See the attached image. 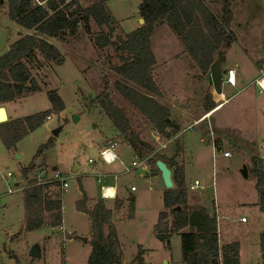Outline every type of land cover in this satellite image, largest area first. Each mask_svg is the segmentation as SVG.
I'll list each match as a JSON object with an SVG mask.
<instances>
[{
	"label": "rangeland",
	"instance_id": "obj_1",
	"mask_svg": "<svg viewBox=\"0 0 264 264\" xmlns=\"http://www.w3.org/2000/svg\"><path fill=\"white\" fill-rule=\"evenodd\" d=\"M141 2H107V8L116 17L117 35L125 36L144 25L139 18ZM215 3L211 8L220 13L219 0ZM232 11L234 36L230 46L223 49L227 57L223 67L238 65L242 82L236 88L224 82L223 91L228 99L214 117L211 115L215 110L206 114L204 109L207 95L212 100L216 95L210 71L205 74L195 65L167 23L158 25L152 34L151 45L157 60L153 76L162 95L151 96L170 109L172 119L181 128L164 149L153 138L155 129L118 93L115 84L124 79L115 68L122 65V60L112 47L100 50L95 46L92 37L100 30L95 23L89 29L80 25L66 41L43 36L60 51V58L48 62L38 53L39 61L29 65L40 91L0 106L7 109L9 120L25 118L52 110L48 92L56 91L65 109L55 112L54 117L10 149L0 137V264H89L91 223L88 215L79 212L76 206L84 198L82 185L92 206L101 197V186L114 184L124 192L125 204L114 216L123 254L132 261L130 264H137L140 252L146 263L184 264L180 235H174L169 244L154 235L166 191L162 173L156 166L159 156L174 159L184 169L189 204L204 206L216 214L220 246L227 243L225 233L230 232L235 217H248L249 223L244 227L251 234L243 236L247 234L245 229L236 228V236L231 241L242 236L239 238L242 264H262L259 232L264 231V214L256 207V180L249 175V167L253 156L264 161V91L255 81L260 71H264V0H233ZM0 26L8 34L5 50L20 37L35 34L9 18L8 0H0ZM103 92L125 111L133 131L154 147L146 155L151 157L146 169L122 174L123 167L131 165L135 152L100 105L97 98ZM206 115L211 117L205 118ZM57 130H60L58 135ZM114 142L117 143L114 151L120 154L123 164L117 162L108 168L99 159V149ZM226 151L232 156L224 157ZM144 155L142 152L136 160ZM33 160V168L24 176L23 170ZM245 166L248 178L242 174ZM52 167L69 177V188L61 192L64 227L69 234L63 233L60 227L26 232L24 190L29 187V180L35 178L37 169H46L52 177ZM9 172L14 177L6 183ZM106 173L112 176L99 178ZM114 174L118 175L117 179ZM195 180L208 187L191 191L189 186ZM18 182L24 190L7 194L10 186ZM132 187L136 192L131 191ZM51 190L60 189L52 187ZM132 198L135 219L130 220L127 215ZM104 200L109 208H114L112 202ZM216 207L229 217L218 215ZM36 245L41 250L40 258L30 256Z\"/></svg>",
	"mask_w": 264,
	"mask_h": 264
},
{
	"label": "trees",
	"instance_id": "obj_2",
	"mask_svg": "<svg viewBox=\"0 0 264 264\" xmlns=\"http://www.w3.org/2000/svg\"><path fill=\"white\" fill-rule=\"evenodd\" d=\"M109 1L8 0L9 18L35 34L20 37L0 54V105L40 91L29 65L39 61L38 53L48 62L60 58V51L43 36L66 41L67 36L74 35L80 25L89 29L90 24L95 23L100 29L92 37L95 46L100 50L112 47L122 60V65L115 68L124 79L115 84L118 93L160 134L161 140L167 142L181 128L172 119L170 109L151 96L162 95L153 76L157 60L151 45L152 34L158 25L167 23L195 65L207 74L217 52L230 46L234 36L231 30L233 0H219V14L208 8L203 0H142L139 14L145 21L144 25L125 36L116 33V20L106 8ZM131 83L145 92L135 89ZM48 96L52 110L0 124V137L7 148L14 147L30 132L43 126L51 114L65 109V103L56 91H49ZM97 99L124 141L138 155L145 152L146 156L154 151V147L133 131L131 120L123 109L111 101L108 93L103 92ZM207 100L204 109L208 113L215 104L209 94ZM159 160L167 162L170 169H175L172 171L174 188L164 192L163 209L154 227L155 237L169 244L174 235H180L184 264H241L239 242H227L220 246L216 214L204 206L192 207L189 204L184 169L174 159L159 156ZM33 166L34 160L23 170L24 176ZM249 175L256 180L257 206L264 214V161L257 156L251 159ZM35 183V179H30L29 187L24 190L25 231L61 227L62 193L51 190L52 187L59 188V185ZM86 201L84 195L76 206L79 212L88 215L91 223L93 238L88 263L122 264L123 250L113 226L114 213L122 204L116 203L111 209L100 198L92 209H87ZM134 215L132 198L127 218L132 219ZM259 245L261 263L264 264V231L259 236ZM142 256L140 252L137 264H150Z\"/></svg>",
	"mask_w": 264,
	"mask_h": 264
},
{
	"label": "built area",
	"instance_id": "obj_3",
	"mask_svg": "<svg viewBox=\"0 0 264 264\" xmlns=\"http://www.w3.org/2000/svg\"><path fill=\"white\" fill-rule=\"evenodd\" d=\"M36 2H38V0H35ZM224 82H226L229 85L235 86L236 85V78H235V71L234 70H229L228 73L224 76ZM264 77L261 78L260 80L256 81L257 86L259 87V89L261 91H264ZM52 117H54V114L50 115L48 117V119H51ZM153 138L156 142L159 143V148L160 149H164L167 147L168 142H162L161 140V136L158 132L153 134ZM117 145L116 142L112 143L110 146L102 149L99 153V159L102 163L106 164V165H113L117 162H121L123 164V162L120 160L119 156L117 155V153L114 151L115 146ZM154 154V153H153ZM152 154V155H153ZM151 155V156H152ZM223 156L226 158L231 157V152L226 151L223 153ZM150 155L149 156H145L140 158V160H136L134 159L131 162L130 166H124V170L126 173H131L133 171L138 170L139 168H143L146 169L148 167V163L150 160ZM90 163H98L95 162L93 160H89ZM14 177V174H12L11 172H9L7 174V176L5 177V181L6 183H9L10 178ZM36 183L35 185H47V184H58L59 185V189L61 190V192L67 190L69 188V177L64 176L59 170H55L53 171V176H49V174H47V170L46 169H37L35 171V178ZM208 186H203V184H201V182L199 180H195L190 186V190L191 191H195L198 189H204ZM106 188H108L107 186H101V194L102 197L104 199H106ZM134 189V188H133ZM24 190V188H22L20 186V183H16L15 185L10 186V188L7 190V194H14L18 191H22ZM241 222H247V218L246 217H242L240 219Z\"/></svg>",
	"mask_w": 264,
	"mask_h": 264
},
{
	"label": "crops",
	"instance_id": "obj_4",
	"mask_svg": "<svg viewBox=\"0 0 264 264\" xmlns=\"http://www.w3.org/2000/svg\"><path fill=\"white\" fill-rule=\"evenodd\" d=\"M204 2H205V4H206V6L208 7V8H210L211 10H212V8H211V5H213V3H215L216 2V0H212L211 2H209V1H206V0H203ZM216 4V3H215ZM106 8H107V5H106ZM107 10L109 11V9L107 8ZM213 11V10H212ZM110 12V11H109ZM215 14H219V11L218 12H215V11H213ZM110 14H111V12H110ZM112 15V14H111ZM112 17H113V15H112ZM115 17V16H114ZM140 18V22H141V16L139 17ZM115 19H116V17H115ZM27 31H29V30H27ZM226 59H227V57H226ZM226 61V60H225ZM224 61V62H225ZM223 66H224V63H223ZM226 69H228V71L229 70H234L235 71V78H236V85L235 86H232V85H230L231 87H238V85H239V83L240 82H242V78L239 76L240 75V71H239V66L238 65H234V66H231V67H225ZM261 72V74L258 76V77H256L255 78V81H257V80H260L261 78H263L264 77V71H260ZM212 79V78H211ZM257 85V84H256ZM245 88V87H244ZM238 92H240V91H238ZM227 96H226V94H225V92L224 91H222V94H216V95H213V102H214V104H215V107H214V109L212 110V111H214V113L211 115L212 117H214V115L216 114V111L219 109V107H221L222 106V104H224L226 101H227ZM217 104H219L218 106H217ZM7 110V109H6ZM212 111H210V112H206V114H209V113H211ZM7 113H8V111H7ZM8 116H9V113H8ZM211 116H209V117H207L208 119L211 117ZM111 145V143L109 144V145H101L100 146V151L102 150V149H104V148H106V147H108V146H110ZM130 146V145H129ZM131 147V146H130ZM133 149V148H132ZM134 150V149H133ZM135 152V151H134ZM116 153H117V151H116ZM117 155L119 156V158L121 159V156H120V154H118L117 153ZM138 157H140L136 152H135V156H134V158L132 159V160H134V159H136V158H138ZM122 160V159H121ZM166 164H167V162H165ZM104 164V163H103ZM116 164V163H115ZM115 164H113V165H115ZM104 165H106V164H104ZM113 165H106V167H111V166H113ZM168 165V164H167ZM169 166V165H168ZM56 168V170H58V168L57 167H52V169L54 170ZM124 168V167H123ZM110 174V173H109ZM122 174H129V173H126L125 172V170H123L122 171ZM108 174L106 173V175L105 174H101V175H99V178H102V177H105V176H107ZM112 175L110 174V175H108L107 177H111ZM113 177H114V179H117L118 178V175L117 174H114L113 175ZM19 183V182H18ZM102 186H107V187H112L114 190H115V195L112 197V198H106V199H108L109 200V202H112V204H114L113 206L115 207V205H116V203H119V204H122V206L125 204V199H124V192L117 186V185H102ZM134 187H132V189H131V191H133V192H136V190H134L133 189ZM82 190H83V194L87 197V201H86V208L87 209H92L95 205H96V203H97V201L102 197V194H101V197L99 198V199H97L96 201H94V204L91 206L90 204H89V199H88V192L85 190V188L83 187V185H82ZM135 198V197H134ZM104 199V198H103ZM63 202V201H62ZM109 202H107L108 204H109ZM121 206V207H122ZM256 207L259 209V207L257 206V204H256ZM111 209H113V207L111 206L110 207ZM64 209V208H63ZM120 210V209H119ZM216 211H217V214L218 215H221V216H223V217H225V216H228L227 214L224 216V214L222 215V213L221 212H219V210H218V208L216 207ZM160 213V212H159ZM86 214V213H85ZM63 217H64V212H63ZM159 217V216H158ZM229 217V216H228ZM242 217H245V216H241V217H235L236 219H234L233 220V222L232 223H235L236 224V226H235V224L231 227V229H230V232L228 231V232H226L225 234H227L228 235V237H226L225 238V240H227V242H239V244H240V260H241V264H242V259H241V242L239 241V238L240 237H242V236H238L239 238L237 239L236 238V240H232L231 241V239L232 238H235V236H236V234H235V229L236 228H238L239 230L241 229H245V231L247 232V234L246 235H243V236H248V235H250L251 234V231H249V230H247L245 227H244V225H247L248 223H249V220H248V217H246L247 218V222H241L240 221V219L242 218ZM89 218V217H88ZM114 218H116V217H114ZM129 219V218H128ZM133 219H135V215H134V217L132 218V219H130V220H133ZM117 221V220H116ZM116 221L115 220H113V226L115 227V229H116V232H117V227H116ZM243 227V228H242ZM60 229L63 231V233H68L67 231H65V227H64V218H63V225L60 227ZM69 234V233H68ZM118 234V233H117ZM260 234H261V231L259 232V236H260ZM119 238V237H118ZM172 239V238H171ZM119 241H120V239H119ZM121 242V241H120ZM132 261H129V260H127V258H126V256L123 254V263L122 264H130Z\"/></svg>",
	"mask_w": 264,
	"mask_h": 264
},
{
	"label": "water",
	"instance_id": "obj_5",
	"mask_svg": "<svg viewBox=\"0 0 264 264\" xmlns=\"http://www.w3.org/2000/svg\"><path fill=\"white\" fill-rule=\"evenodd\" d=\"M145 21L141 19V23L143 24ZM8 34L7 31L0 26V54L6 49ZM226 60L225 50H220L215 58L214 62L210 67L211 78L213 82V87L215 89L216 94H222L223 84H224V76L228 73V69L223 67V63ZM9 120V116L7 110L4 106H0V124L6 123ZM60 130L55 131V134L58 135ZM21 155H19V158ZM156 166L162 173V178L165 183L166 190L174 188V182L172 178V170L169 166L162 160H157ZM56 168L54 169V171ZM242 174L245 178H248V169L245 166L242 170ZM180 210V208H178ZM116 220V218H114ZM30 256L33 258L41 257V250L38 245L34 246L30 251Z\"/></svg>",
	"mask_w": 264,
	"mask_h": 264
},
{
	"label": "bare ground",
	"instance_id": "obj_6",
	"mask_svg": "<svg viewBox=\"0 0 264 264\" xmlns=\"http://www.w3.org/2000/svg\"><path fill=\"white\" fill-rule=\"evenodd\" d=\"M263 85H264V82H263ZM209 115H206L205 118H207ZM105 194H106V198H112L114 195H115V190L112 188V187H108L106 188V191H105Z\"/></svg>",
	"mask_w": 264,
	"mask_h": 264
}]
</instances>
